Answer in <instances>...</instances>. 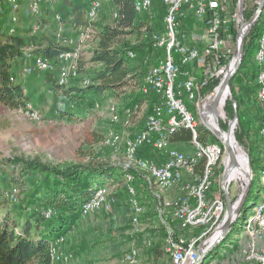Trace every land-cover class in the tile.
Here are the masks:
<instances>
[{"label":"trees","instance_id":"trees-1","mask_svg":"<svg viewBox=\"0 0 264 264\" xmlns=\"http://www.w3.org/2000/svg\"><path fill=\"white\" fill-rule=\"evenodd\" d=\"M92 1L94 0H52V5L44 6L43 15L40 17L43 23L49 26L46 31L56 29L54 25L58 23L53 19L55 14H61L64 22H67L71 28L85 25ZM135 1L112 0L111 2L103 3L101 12L106 5H110L112 7V18L114 19L113 14L115 11L119 12L120 18L114 20V25L105 26L102 31L96 33V44L89 49L91 54L89 64L93 66L90 73L93 75V79L91 84L86 87H78L77 85L61 86L58 82L59 77L51 73L55 68L53 71L44 72L53 76L47 79L49 84L47 91L40 95L26 92L27 89L18 81V74L22 72L24 56L30 46L39 45V55L53 61H57V57L61 53L71 51V49L59 46L56 41L48 40V42H45L41 34L46 31L40 34H33L21 33L18 29L16 34L10 35V27L8 32L0 29V105L10 110H18L26 109L27 104L33 102L37 109L45 111L50 103L48 102L50 101L48 94L52 93L53 105L47 115L48 118H69L71 120L78 118L85 121L90 118L99 98L118 97L123 94V90L131 86L133 80L137 81L138 78H141L142 82L150 68L158 64L159 60L156 61V57L163 56L165 53L162 49L154 48L152 37L149 40L146 39L145 43L134 46L127 41V37L135 34L137 29L143 28V24H146L149 19L147 14H139L136 11ZM19 2L21 3L20 0ZM157 9L159 10L158 16L160 19L163 18L165 6H159ZM253 14L254 11H249L245 14V18L250 19ZM30 17L33 18L32 15ZM144 18H146V23H144ZM148 28L153 33L164 30L162 24H160V27L154 24ZM181 32H184L183 27ZM263 36L264 11L245 40V58L240 69V73L244 72L251 82H255L253 94H256V98L259 90L257 78L260 70L264 69V64L260 66L255 63L251 70H246V65L251 57L257 56L260 49V40ZM143 50L146 51L144 60L142 56L138 60H136L137 57L130 56L131 52H136L135 55L138 56V53ZM218 85L219 82L212 84L208 89H203V96L212 93ZM232 90L238 109H241L240 98L235 93L233 84ZM189 96L186 93L182 95L187 106L189 105L196 112L195 100L190 103ZM128 99L136 106H140L145 101L150 102L151 107L148 114L152 113L154 106L159 103L157 95H145L141 89L139 93L133 92L128 95ZM260 106L263 111L258 129L259 135L260 129L264 124V107ZM224 110L229 119L234 117L235 107L230 99L227 101ZM221 126L227 131L228 127L226 125L221 124ZM245 129V124L242 121V131L236 132V138L241 143L248 136V132ZM204 131L206 134L211 135L213 139L210 138V140L205 135H201L200 140L203 143L206 144L210 141L219 144L225 150L223 144L209 130L205 129ZM259 138L261 143H264V138L261 135ZM192 140L193 136L190 131L181 130L172 137L171 143L188 144ZM147 151L152 153L149 152L148 154L146 153ZM140 155L157 161L164 160L163 154L151 145L144 146L140 150ZM7 164L16 174L13 177V183L16 186L15 188H17L20 202L14 204L16 207H11L12 201L6 196L9 191H5L0 186V264H52L50 257L51 243L60 238L66 239L73 231L80 228L82 223L85 222L82 219L83 207L93 194L101 188L114 189L117 186V190L112 196L119 201V199L128 195L125 178L129 173H133L120 167L101 163L47 166L39 161L22 159L8 160ZM251 166L254 174L257 173V176H261L264 171V162L261 157L251 158ZM257 178L253 180L241 216L233 225L230 234L223 243H226L231 238L236 232L238 225L247 220L248 203L255 194ZM262 193H264V187L255 196L254 203L260 200ZM47 212H51L50 217L46 216ZM172 226H174L176 232H180L173 218ZM97 230L94 229V232ZM96 237H98L97 234L93 233L89 236L87 234L83 236L82 234L80 238L81 248L87 255L99 245L98 242L101 243L95 239ZM235 249L237 251L238 247L236 246ZM140 251H142V255L136 257L137 259L147 255L152 259V264H166L165 262H160L165 257H168L165 247L154 245L147 250L140 248ZM214 253H218L216 249L208 254L203 264H207L206 262ZM168 264H171L170 258Z\"/></svg>","mask_w":264,"mask_h":264},{"label":"rangeland","instance_id":"rangeland-1","mask_svg":"<svg viewBox=\"0 0 264 264\" xmlns=\"http://www.w3.org/2000/svg\"><path fill=\"white\" fill-rule=\"evenodd\" d=\"M20 1V6L22 9L20 10L19 14L21 22L18 26V29L21 33H32L31 25L33 24H31V22L33 21V18L30 17V0ZM241 3L243 6L244 19L248 21L256 13L255 10L257 11V7H259L261 0H245ZM237 5L238 0H232V3L229 6L228 15L232 22L230 24L231 27L229 31L224 35L225 47L223 52L225 53V56L220 59L219 62L213 57H210L208 64L205 68L203 67L204 69H202L201 77L205 81H208L203 89H208L212 84H216L217 82H219L220 85L229 68L233 65L232 62L236 57L235 53L239 44L238 33L241 28V23L235 21L237 19ZM249 11H254V14L250 19H246L245 14ZM111 12L112 7L110 5H106L104 10L100 12L99 17L95 22L97 33L102 31L105 26L115 24L114 19L111 16ZM152 14L154 15V12ZM152 14H147V17L149 18L147 23L145 22L146 18H144V23L146 24H143V28H140V30L137 29L135 34L127 37V41H129L131 45H140L145 43L146 39L149 40V38L152 37L153 31L150 32L148 28L150 27V23L152 21ZM11 15L12 11L7 1H1L0 29L8 32V28L11 26ZM153 19L154 22H156L157 19L160 20V17H154ZM154 24L155 23H152L151 25ZM54 26L56 29L46 31L45 33L41 34V36L44 37L45 42H48V40L56 41L57 32L60 26L63 29V35L65 37L74 39L78 38L77 34H73V30L67 22L62 23L61 25L55 24ZM252 29L249 31L248 35L251 33ZM96 36L97 35L85 43L88 45L87 47H85L83 43H80L81 51L78 55L77 72L75 75H70L68 86L77 85L78 87H86L91 84L93 75H91L90 71L93 69V66L89 64V59L91 57L89 49L91 46L96 44ZM39 49L40 46L37 44L30 46L25 53L24 62L30 63L39 57ZM141 56L144 60L146 57L145 50H143L141 53H138V56L135 55V57H137L136 60H138L139 57L141 58ZM255 63L257 62L254 55L251 57L249 62H247L246 70L253 69ZM71 66V64H57L56 69L51 73H54V76L56 75L60 77L63 73V70L70 68ZM239 73L240 70L232 79L230 89L234 97L232 90L233 84L235 93L240 98L242 105L241 109H238L237 102L235 101V115L232 119L228 118L224 108L227 101L230 99V92H228L226 101L220 107V123L228 127L227 131L225 130L226 132H228L230 128L231 121H236L235 124L231 126L230 130H232V139L236 149L238 164L228 181L230 198L233 203H236V205L238 202L240 203V198L243 195V192L246 190V187L249 183V176L253 171L251 166V158H256L259 156L264 162V143H261L259 140L260 135L258 134L263 109L260 106L261 104H259L257 101L256 94H253L255 82H251L244 72H241L240 74ZM18 75V81L22 83V85L27 89L26 92H33L36 95H40L41 93L47 91L49 87L47 79L49 77H53L51 74L48 75L44 72L28 77L23 76L22 72H20ZM140 79L141 78H138L137 81L133 80L131 86L123 90V94L118 97L99 98L90 118L85 121L79 120L78 118H74L72 120L69 118H48L47 115L50 112V109H52L53 105L52 93L48 94L50 98V101L48 102L50 103L48 104L49 106L45 109V111L37 109L32 102L34 109L40 113L39 120L34 119L31 115L27 114L26 110H10L0 105V186L5 191H9L18 195L17 188H15L16 186L13 183V177L16 174L13 172L14 170L7 164L8 160L14 161L23 159L29 161H39L40 163L47 166H60L66 164L89 165L101 163L122 168L124 162L126 161L127 154L125 140L128 137L135 135L138 131L145 127L146 118L149 115V107L146 101L140 106H136L132 104L133 102L130 99H128V95L131 93L140 92L142 83L144 81L143 79L141 82ZM219 85L216 87V89L219 87ZM216 89L212 93L208 94L211 95V98L214 97ZM211 98H206L203 96V94L201 95L200 99L197 100L196 98V112L188 105L190 111L194 114L198 122L199 131L201 132L202 136L205 135L207 139H213V137L209 134H206L204 131L207 128L201 121L200 113L202 110L204 113V106L210 102ZM230 101L232 100L230 99ZM242 121L245 124V131L247 130L248 132V136H246L243 143L238 141L236 138V132L239 133L242 131ZM111 132L117 133L123 139L121 145L118 147H113L107 143L109 134ZM208 143L213 142L209 141ZM172 146L175 147V144H172ZM178 149L190 154L194 152V148L191 143H188L182 147H178ZM149 152L150 151H147L146 153L149 154ZM226 157L227 152L225 149V152L222 154L220 167L217 169L214 187L215 192H223L222 179L225 173L224 159ZM133 173L135 175L134 185L137 187L136 189L138 191V196L145 208V214L142 218L141 233H135L132 231L130 225L128 195H125L124 198L119 199L118 201L112 196L117 190V186L114 187V190L113 188H110V195L113 199H115L112 207V210L114 211L106 212L103 210L102 212L99 211L100 214L99 212L94 213V216L96 218L103 217L105 219H109L110 227L112 226L117 232L120 231L117 234L118 238L112 236L113 238H108V241L109 243H113L110 246L111 248H115V246L118 248L123 247L124 250L122 254L114 255L110 259L105 257L100 259L98 258L99 261H96V258L92 259V257H95L94 252L95 254L97 253L96 249L91 250L90 253H93V255H85L86 259L85 261L81 262V264H128L123 262L124 254H130L134 251H136V256L132 264H152V259L150 256L146 255V257H142L141 259H137L136 257L142 255L140 248L147 250L154 245H160L162 248L165 247L168 234H166L167 227L163 224V221H166L168 226H170L171 229H174L175 232L173 234L176 240L184 239L189 243L190 240L196 239L199 236V233L201 232L200 230L192 229L189 232H176L174 226H172V214H167L164 202L166 200L177 199L181 194L180 190L173 189L169 192H163L155 183L149 181L143 172ZM256 174L257 173L253 174L251 181L252 185L254 178L258 177L256 191L254 196H252L251 201L248 203L246 219H249L253 216L255 206L257 205V202L254 203L255 196L259 190H263L261 176H257ZM19 202L20 197L16 202H12L11 207H16L14 204H18ZM226 214L227 207H225L222 221L226 219ZM87 219L84 221H87ZM245 222H242L240 225H238L236 232L231 236L230 239L227 240L226 243H223L221 246L216 248V252L218 253H214V255H212V257L206 262L207 264H216L220 259L221 253L225 255L224 260L221 261L224 262V264L232 261V258L229 257V255H234L235 261L241 260L239 257L237 258L239 255L238 251H233L231 249L229 250L228 248H233L237 245L239 237L242 233H244ZM106 227H108V225ZM216 232H218V230ZM212 233L208 235L206 239H208ZM216 237V235H213L208 240V245L213 244L216 241ZM206 239H202L197 245V249L200 251V253L202 252L201 250L205 248L203 242ZM97 250L104 251V249ZM160 262H165L168 264L169 256L165 257Z\"/></svg>","mask_w":264,"mask_h":264},{"label":"built area","instance_id":"built-area-1","mask_svg":"<svg viewBox=\"0 0 264 264\" xmlns=\"http://www.w3.org/2000/svg\"><path fill=\"white\" fill-rule=\"evenodd\" d=\"M6 1L12 11L9 34L14 35L17 33L20 24L21 6L19 0ZM111 1L94 0L91 2L87 23L80 27H73L78 35L77 39L65 37L60 26L56 43L71 49V51L61 53L57 57V61L39 56L33 62H24L22 75L28 77L41 72L53 71L57 64H71L70 68L63 70L58 81L61 86H68L70 75H75L77 72L78 55L81 51L80 43L85 44L96 35L95 22L102 10V5L104 2ZM154 1L136 0V11L139 14L149 13ZM242 1L245 0H238L237 5V19L235 21L238 23L242 21L240 14ZM162 2L165 6L164 30L153 33L152 42L154 48L164 50L165 54L164 58L147 72L141 87V91L145 95H157L159 103L147 116L145 127L125 140L127 154L122 168L132 172H143L146 178L155 183L163 192H169L176 187L179 188L181 194L177 199L164 202L167 214H172L180 232H189L192 229L201 232L196 239L190 240L189 243L184 239L176 240L173 234L174 229H171L167 222L163 221L168 234L165 252L169 256L171 264H197L201 256L197 249L198 243L202 239H206L215 230L203 242L205 248L201 251L206 250L210 246L208 240L225 222V220L222 221L226 207L224 192L214 191L217 169L220 167L222 154L225 150L219 144H205L200 140L202 134L199 131L198 122L182 95L186 93L195 101L196 98L197 100L200 99L202 90L208 81L191 71L183 73L182 68L193 64L198 69H204L210 57L219 62L225 56L223 52L225 47L224 35L231 27L232 21L228 14L232 0H162ZM48 4L52 5V0H30V14L34 18L33 34H40L48 30L49 26L43 23L40 18L43 15L44 6ZM190 13L201 20L206 27L205 41H207L208 48L205 51L195 45H186L187 37L181 34V28ZM113 17L114 20L119 19V12L115 11ZM53 19L59 25L64 23L61 14H55ZM130 56L135 57L132 52ZM256 62L260 66L264 64V36L260 40ZM257 81L259 84L257 99L264 107V69L260 70ZM205 97L210 99L211 95ZM195 104L197 106V102ZM23 110H26V113L34 119H40V113L34 109L32 103H28L27 108ZM181 130L192 133L191 144L194 148L192 154L172 146V137ZM260 135L264 138V124L260 129ZM122 141L120 135L111 132L107 143L113 147H118ZM148 145L161 152L164 160L157 161L141 156L140 150ZM184 174L189 176L187 181L184 179ZM253 174L252 171L251 176ZM125 181L129 195L131 228L135 233H141L145 208L134 185V173H129ZM261 181L262 187H264V171L261 173ZM6 196L12 202L18 200V195L11 192H7ZM114 202L115 199L110 195L109 189L97 190L84 205L82 219L86 220L99 211H111ZM46 216L50 217L51 212H47ZM244 232L248 242L241 250L242 260L246 264H264V193L255 206L253 216L246 220ZM64 244V238L51 243L52 264H73V256L65 250ZM135 256L136 251L126 254L123 262L132 264Z\"/></svg>","mask_w":264,"mask_h":264},{"label":"crops","instance_id":"crops-1","mask_svg":"<svg viewBox=\"0 0 264 264\" xmlns=\"http://www.w3.org/2000/svg\"><path fill=\"white\" fill-rule=\"evenodd\" d=\"M159 6L160 7L164 6L162 0H155L153 7H152V10H151L152 12L150 11L151 13L149 12L146 14L150 15L154 12V15L153 14L151 15L152 21H151L150 25L152 23H155V24H157L158 27H160V24H162V26L164 28V16L160 20L157 19L156 22H154V19H153L154 17L159 18V16H158L159 10L157 9V8H159ZM31 24H33V21L31 22ZM72 30H73V28H72ZM183 30H184V32H181V34H184L187 37V39L185 41L186 45L198 46L202 51H205L208 48L207 41H205L206 27L204 26V23L201 20L197 19L193 14H191V13L189 14L188 18L184 22ZM158 32H160V31H158ZM154 33H157V32H154ZM73 34H77V33L73 30ZM84 45H85V47L88 46L86 44H84ZM158 53L161 54L160 51H158ZM163 58H164V55L163 56L160 55V56L156 57V61L161 60ZM182 71H183V73L186 71H191L192 73L199 75V76H201V73H202V69H198L193 64L184 66L182 68ZM189 99H190V102L194 101V99L192 97H190ZM146 103H148V107L150 108L151 107L150 102L146 101ZM184 145H186V144H183V143L182 144H175V147L178 148V147H182ZM188 178H189V176L187 174H184L185 181H187ZM174 189L179 190L178 187H176ZM172 200H174V199H172ZM112 211H114V210H111L110 212H112ZM115 220H117V219H115ZM107 225H108V227H106ZM94 229H98V230L94 232ZM115 230L116 229H113L112 226L110 227L109 219H105L103 217L102 218H96L93 214L89 217V219H87V221L82 223L80 228H77L68 237H66L64 248L68 253H70L73 256V264H81V262L85 261V259H86L85 255H87V254L82 251L80 238L82 237V234H83V236L86 234L89 236L90 234L93 233V234H97L98 237H96L95 239L100 241L101 243L98 242L99 245L96 246V248H95L98 255H97V253L95 254V252H94L95 257H92V259L96 258L95 259L96 261H99V259L102 257L110 259L114 255L120 254L124 250L123 247H119V248L116 246H115V248L110 247L111 244H113V243H111V242L109 243L108 238H111L112 236H115L116 238H118L117 234L120 232V231L117 232ZM80 234H81V236H80ZM119 236H121V235H119ZM119 239H120V237H119ZM247 242H248V238L244 232L239 237L237 245H236L238 247L237 251L239 253L237 258L239 257L241 260L235 261L234 255H229V257L232 258V261L225 263V264H246L241 258V250L247 244ZM103 247H105V248H103ZM235 247L228 248V249L235 251L236 250ZM97 249H104V251H100ZM91 255H93V253L92 254L90 253V256ZM107 255H109V256H107ZM224 257H225V255H223V253H221L220 259L217 261L216 264H224V262H221L222 260H224Z\"/></svg>","mask_w":264,"mask_h":264},{"label":"water","instance_id":"water-1","mask_svg":"<svg viewBox=\"0 0 264 264\" xmlns=\"http://www.w3.org/2000/svg\"><path fill=\"white\" fill-rule=\"evenodd\" d=\"M264 11V0H261V3L259 4V7L254 14V16L246 21L243 16V6L241 3V15H242V21H241V28L238 33V39H239V44L235 53V56L237 58L235 69L230 72V69L226 73L224 79L219 85V92L215 95L214 99L209 103V110L212 113H217L218 106L221 102L222 96L225 92L226 89H230V84L234 76L237 74V72L240 70V67L242 65L243 59H244V54H245V40L246 37L249 33V31L252 29V27L257 23L259 17L262 15ZM231 90V89H230ZM230 99L232 100L233 103H235L234 97L231 93ZM203 110L200 113L201 116V121L205 125V127L223 144V146L226 149V152L229 154L230 159H231V168L235 167L237 165L236 161V155L233 151L232 145L230 142L227 140H224L218 131L212 130L211 127L209 126L208 122L204 119L203 117ZM237 119V117H236ZM236 121H231L230 123V128L233 124H235ZM229 128V130H230ZM228 130V131H229ZM221 132L225 133V130L221 127ZM228 180H229V171L224 173L223 179H222V188L224 192V197H225V203L227 207V214H226V219L223 224V230H222V235L217 241H215L213 244H211L206 250L201 252L200 259L197 264H203L204 260L210 254L213 250H215L221 243H223L228 235L230 234L234 222L241 216V213L243 211L244 204L246 202V199L248 197V193L250 191V186H251V181H252V176H250V182L247 185L246 191L243 193L241 196V201L238 205V207L235 209L236 203H233L229 190H228Z\"/></svg>","mask_w":264,"mask_h":264},{"label":"bare ground","instance_id":"bare-ground-1","mask_svg":"<svg viewBox=\"0 0 264 264\" xmlns=\"http://www.w3.org/2000/svg\"><path fill=\"white\" fill-rule=\"evenodd\" d=\"M236 61H237V58L235 57L234 60H233V62H232L233 63L232 67L229 68L230 69V72H232L235 69ZM219 90H220V88L218 87L216 89L215 95L219 92ZM228 92H230V96H231V90L229 88L226 89L225 92H224V94H223V96H222L221 102H220V104L218 106L217 113H212L209 110V105H210L209 103L214 99V97H215V95H214V97L211 98L210 102L204 106L203 116H205L204 119L208 122V124H209V126L211 127L212 130L218 131L220 133V136L224 140H227L228 142H230V144L232 145L233 151H234V153L236 155V161H237V164H238L236 149H235V146H234V143H233V139H232V130H229L228 132L225 131V133H222L221 132V123H220V109L221 108L220 107L226 101ZM224 166H225V172H228L229 171V179H230V176H231L232 172L234 171V169L237 167V165L235 167L231 168V159H230V156H229L228 153H227V157L224 159ZM250 176H249V182H250ZM238 205H239V202L237 203L235 209L238 207ZM217 230H218V232H216L215 234H213V235H216L217 236L216 237V241L222 235L223 225H221Z\"/></svg>","mask_w":264,"mask_h":264}]
</instances>
